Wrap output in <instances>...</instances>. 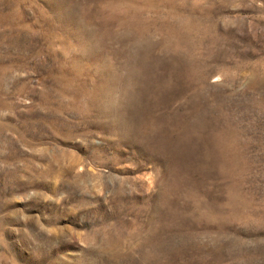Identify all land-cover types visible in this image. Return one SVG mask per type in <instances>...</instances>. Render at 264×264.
I'll return each mask as SVG.
<instances>
[{
    "label": "rangeland",
    "instance_id": "obj_1",
    "mask_svg": "<svg viewBox=\"0 0 264 264\" xmlns=\"http://www.w3.org/2000/svg\"><path fill=\"white\" fill-rule=\"evenodd\" d=\"M0 264H264V0H0Z\"/></svg>",
    "mask_w": 264,
    "mask_h": 264
}]
</instances>
